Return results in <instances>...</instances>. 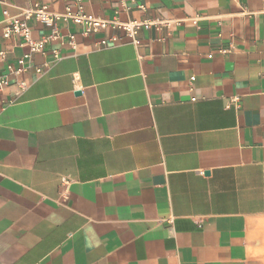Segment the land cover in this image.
I'll list each match as a JSON object with an SVG mask.
<instances>
[{
  "label": "crops",
  "instance_id": "1",
  "mask_svg": "<svg viewBox=\"0 0 264 264\" xmlns=\"http://www.w3.org/2000/svg\"><path fill=\"white\" fill-rule=\"evenodd\" d=\"M82 5L169 27L135 46L60 23L78 49L8 75L28 48L3 30L28 0H0V264H264V0Z\"/></svg>",
  "mask_w": 264,
  "mask_h": 264
},
{
  "label": "built area",
  "instance_id": "2",
  "mask_svg": "<svg viewBox=\"0 0 264 264\" xmlns=\"http://www.w3.org/2000/svg\"><path fill=\"white\" fill-rule=\"evenodd\" d=\"M35 20L44 24L51 29V33L47 36L35 40L32 37V29L29 22ZM60 23L71 24L82 29V35L85 37L100 33L106 30H120L125 34V39L135 46L140 45L138 34L143 30H151L152 28L160 29L169 27V24L162 20H143V21H128L121 22L117 18L112 20L94 16L88 13L82 5V0H75L74 6H67L64 13L58 14L50 10L49 5L43 0H28V6L21 9L19 16L11 19L8 25L3 30L5 39L19 37L23 40V45L28 48V52L17 61L15 65H7L8 75H21L33 68L31 62L32 57L37 53H43L46 45L52 42L67 40V44L73 51L78 49L75 34L64 35L60 30ZM122 39L117 36H112L95 44V49H106L119 44H122ZM5 51H0V59H5ZM55 61L61 60L59 51H53ZM210 58H212L210 56ZM49 68L48 65L35 67L38 75H42ZM8 75H0V93L10 85ZM191 82L195 78L192 77ZM21 89L27 87V83H20ZM194 101V99H193ZM1 112V109H0Z\"/></svg>",
  "mask_w": 264,
  "mask_h": 264
}]
</instances>
